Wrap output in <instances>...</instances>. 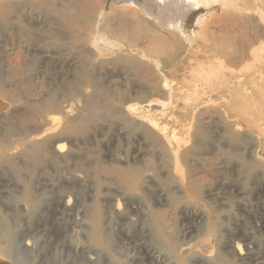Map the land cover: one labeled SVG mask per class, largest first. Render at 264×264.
Returning <instances> with one entry per match:
<instances>
[{"label": "rangeland", "instance_id": "obj_1", "mask_svg": "<svg viewBox=\"0 0 264 264\" xmlns=\"http://www.w3.org/2000/svg\"><path fill=\"white\" fill-rule=\"evenodd\" d=\"M20 1L0 6V264H167L173 259L151 251L163 232L178 246L202 245L214 215L218 228L205 254L223 259L210 263L187 251L180 264H238L249 246L264 256V162L251 125L264 65V3L192 0L196 13L211 4L195 28L165 32L163 47L126 56L79 43L72 49L62 35L86 23L88 10L95 15L89 3L96 0L67 8L64 0ZM118 8L115 26L136 18L130 7ZM116 92L124 103L108 108ZM88 104L97 109L91 117ZM159 107L168 108L166 117ZM151 113L169 130L189 127L179 164L143 118ZM51 116L70 130L47 132ZM96 209L111 250L87 231Z\"/></svg>", "mask_w": 264, "mask_h": 264}, {"label": "bare ground", "instance_id": "obj_2", "mask_svg": "<svg viewBox=\"0 0 264 264\" xmlns=\"http://www.w3.org/2000/svg\"><path fill=\"white\" fill-rule=\"evenodd\" d=\"M3 1H6L4 3L5 5H9L11 3L13 4V1L18 2V0H0V6L3 4L2 3ZM96 1H97L96 4L95 3L93 4V2L89 3L92 7H95L97 9V11L95 12V15L93 14L94 11L91 10L89 7H87L86 10L90 9V10H88V13L86 14V18H87L86 21L87 22L77 24L75 26V30H70L68 28L67 31H63L61 33H64L62 35H64L65 39L69 42L68 45L72 49L77 48V43L86 44V48H85L86 50L90 48L89 51H94L98 55H103L104 53L107 55H112L114 53H117V54L118 53H124L126 56H130V55H133L134 53H136L137 55H145L147 52H152L157 47H163V45L160 46L161 45L160 43L162 41L160 43H159V41L161 40L162 35H164L165 32L168 33V31H169L170 35L173 36L175 34V32H177V33L183 32V31L185 32L186 30H188L191 27L195 28L194 24L196 22V18L199 16L200 13H202L201 10H203V8L208 9L211 6V4H208L207 2L205 3L206 5L200 4L201 5V6H199L200 10H196L197 11V13H196L195 12V8H196L195 6L197 5V3H195L194 0L193 1L196 5L192 2V0H104V1L101 0L100 3H98V1H100V0H96ZM236 1H238V0H236ZM239 1H244L247 4L253 3L256 6H257V4L262 5L264 3V2H262V0H239ZM64 2H63V4H64L65 8H67V6L69 7V5L73 6L72 0H64ZM228 4H229V2H228ZM110 5H111V7L112 6H114V7H116V6L127 7L126 9H128V7H130L132 14L135 13L136 18H133L134 19L133 21L132 20L129 21V19H128L129 23H131V24H129L128 22H126L127 24L125 22L124 23L122 22L123 24L121 25V27L115 26L116 22H114L115 24H113L114 19H112L113 17L111 15H113L112 13L114 11L118 12L119 8L117 7V10H115L116 8L114 9V7H113V8H111V9H113L111 12V11H109ZM232 9H233V7H232ZM68 11H71V10L63 11V13H62V17L64 18L65 24H67L66 20L68 19V14H67ZM246 15H248V14L246 13ZM202 16H204V15H202ZM53 20L57 21V18L56 19L54 18ZM50 24H52V23H50ZM119 24H121V22ZM62 27H64V26H62ZM118 27H119V29H117ZM60 29H62V28H60ZM57 33L60 34L59 32H57ZM58 34L55 33V35H58ZM62 39H64L63 36H62ZM246 39H247V41L246 42L244 41L246 45L245 44L244 45L246 48H248L250 45L249 43L251 42V40H250L251 38L247 37ZM175 41H177V40L175 39ZM195 41L198 42V40H195ZM255 41L257 42V40H255ZM242 44H243V42H242ZM164 45H165V43H164ZM176 48H177V46H176ZM136 54H134V55H136ZM239 57L244 58L245 54H242ZM84 81H86L88 83H93L91 81V78L89 75H85ZM257 84H258L257 85V92H258L257 95L259 97V99H257L258 102L256 105L257 114H256V117L254 119L251 118V119H253L252 121L254 123V124L252 123L251 125H253L255 127V130L257 131V138L259 140V146H258L259 152H258V154H256V157L261 162H264V65L259 70V78H258ZM75 89H76V87H75ZM75 89L73 90L74 93H75V91H77ZM78 89H80V87ZM107 98L109 100V97H107ZM124 99H125V96L123 95V93L116 92V93L112 94V97L109 101L111 103L107 107L111 108L113 103H115L116 105H118V103L123 104ZM150 104L148 103V104L144 105L145 108L150 109L151 108ZM52 105L55 106V103L52 102ZM159 108H161V107H159ZM166 108L167 107H165V108L163 107V108L159 109L160 110L158 112L159 115L166 117L165 116L166 115ZM136 109L132 108L133 111L140 114V112H138V109L137 110ZM69 110H66V113H68ZM96 110L97 109L93 105L88 104L86 106V114H87L86 116H89V117L93 116L95 114V112H97ZM167 112H168V110H167ZM152 114L153 113H151V115L148 114L147 115V116H149L148 118L144 117V116H143V118H145L147 120L150 128H152V130L158 132L159 135L162 137L164 143L168 147L171 148L172 153H174L173 156H174V159L176 160L175 162H177V164H179L180 161H179V157H178V152L183 147L182 145H184V143H181V142L184 141L186 143L184 138L181 137L182 136L181 133L184 130H188L189 127L187 126V129L185 128L186 126L184 127V129L182 128L183 131L181 133L175 127L172 128V130H169V128L163 127L161 125V123H159V120H157V118H156V116L158 114L157 115L155 113L153 115ZM159 118L161 119L163 117H159ZM174 118H175V116H174ZM178 120L176 122H178ZM180 122H182V121H180ZM165 123H166V121H165ZM46 124L49 125V128L46 129V131L49 133H53L54 131L56 132L57 130H61V133L64 134L65 132L70 130L69 125H64L65 123H64V120L61 116L48 117L46 119ZM166 125H168V124H166ZM173 125H174V123L172 124V126ZM174 126H176V125H174ZM46 131H45V133H46ZM185 132H187V131H185ZM182 134L184 135L185 133H182ZM188 136H190V131L188 133ZM188 136L187 137L185 136V139L188 138ZM181 138H182V140H181ZM187 142L189 143V140ZM25 199L30 203L32 209H35L38 206V202L36 200H34L30 194L27 193L25 195ZM117 210L118 211L121 210V204L118 205ZM215 217H216V215H214V217H213L214 220H212V221L209 218H208V221H207V219L204 221V223L207 221V226H206L207 237H206V242H204L202 245H194L193 243H189L187 245L178 246L179 244L176 241V238L174 236L167 235L163 232V234L161 236L163 241L158 240V242L155 243L156 245H154L156 247L151 249V251L153 252V253L152 252L151 253L153 255H157V257H158V255L162 256V255L166 254L170 259H173V260L168 261L170 263L167 262V264H180V262L182 261L181 259L185 256V253H187V251H190L192 253V255H194L196 257L198 256V257L202 258V260H209V261L211 260L212 262L218 263L221 259H223V257H221V258H220V256L211 257V256H206V254H205V252L208 253L210 250L209 236L212 233H214L215 230L218 228V220H217V217L216 218ZM260 218H261V221L259 224V228L264 231V214H262V216ZM203 219H205V218H203ZM86 226H87L86 227L87 231L89 232V236L94 242H96L101 247L107 248L108 250L112 249L111 248L112 246H109L110 245L109 242L105 240L106 238H105V234H104L103 228H102L103 227L102 226V217H101V212L99 209H96V210H94V212L92 214H89V218H88ZM262 230H260V231H262ZM158 233L160 234L161 232L159 231ZM157 236H158V234H156V237ZM146 244L147 243L145 241L144 245L146 246ZM236 249H239V248L236 247ZM167 256H166V258H167ZM171 261H174V263H172ZM211 261H210V263H211ZM193 262L195 263L194 260H193ZM237 262H238V264H264V256H260L258 252L256 253V251H254V249L249 246L247 253L245 252V254L244 253L242 254L239 251V256L237 258Z\"/></svg>", "mask_w": 264, "mask_h": 264}]
</instances>
